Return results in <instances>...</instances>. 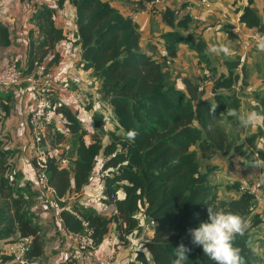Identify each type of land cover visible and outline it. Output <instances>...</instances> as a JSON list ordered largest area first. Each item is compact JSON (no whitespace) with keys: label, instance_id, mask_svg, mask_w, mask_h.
Here are the masks:
<instances>
[{"label":"trees","instance_id":"16d2710c","mask_svg":"<svg viewBox=\"0 0 264 264\" xmlns=\"http://www.w3.org/2000/svg\"><path fill=\"white\" fill-rule=\"evenodd\" d=\"M111 1L57 0L59 7L68 2L75 10L76 37L83 68L91 70L98 80L99 94L111 109L113 123L123 133L110 134V142L103 149L108 159L100 170L107 196L103 202L113 203L115 213L104 218L89 209L67 208L68 204L61 203L60 216L65 228L69 232H79L82 222L88 221L97 245L108 232V226L114 225L118 238L123 240L132 231L140 230L135 214L142 210L148 223L155 222L151 227L153 236L143 246L147 255L138 252L135 261L129 264H172L175 248L181 241L192 249L187 264H214L204 255L202 247L191 244L188 232L207 221V207L211 206L239 214L249 222L245 234L237 236L233 244L240 249L245 264H261L262 260L251 247L252 231L260 223L258 214L248 218L251 198L241 194L235 200H219L216 186L207 178L216 168L203 163L216 153H222L228 159L235 153L243 159V164L264 163V145L263 148L256 147L255 142L256 137L264 135V127L258 135H250L241 141H238L239 137H230L222 124H238L236 117L227 115L228 109L238 111V101L219 91L233 88L234 75L231 72L226 77L211 75V100L201 97L206 86L198 90L204 75L198 85L186 80L185 90H180L170 76L167 62L175 56L178 43H188L198 54L202 51L201 44H193L188 36L175 31L165 33L162 39L166 57L157 61L141 51L135 21L122 16L111 6ZM37 18L38 26L49 32V47H52L61 34L52 26L50 11L43 8ZM162 18L173 25L172 13L168 10ZM240 21L247 27L264 31V25L250 6L244 9ZM8 28L0 23V46L10 42ZM37 69H40V75L49 72ZM16 87L0 89V92L7 94ZM213 103H217L216 113L209 116ZM53 104L56 115L64 118L66 130L57 132L52 144L60 143L66 133L75 137L72 142L75 159L67 167H61V160L46 153L48 181L56 195L64 198L71 189V180L76 190L86 183L102 146L99 135L86 146L81 140L82 135L77 134L80 126L75 114L65 106H57L54 96ZM101 107L104 109L105 105ZM131 130L138 133L134 139L128 137ZM255 153L257 158L253 157ZM31 186L35 196H39L34 184ZM228 188L237 189V184ZM119 190L124 194L121 200L116 199ZM17 195L15 197L7 180L0 176V223L5 224L2 235L7 237L18 231L19 238L30 241L28 259L39 258L42 255L39 227L24 210L22 196Z\"/></svg>","mask_w":264,"mask_h":264},{"label":"crops","instance_id":"0c3cea01","mask_svg":"<svg viewBox=\"0 0 264 264\" xmlns=\"http://www.w3.org/2000/svg\"><path fill=\"white\" fill-rule=\"evenodd\" d=\"M145 1L147 0L110 2L124 17L138 13L135 23L143 53L161 61L166 57L162 35L174 31L184 37L188 36L193 44H201V58L188 43L180 42L176 45L175 56L170 59L169 71L177 88L184 91L186 80L198 85L204 67L215 78L220 75L226 77L231 72L236 78L233 88L220 90L219 93L234 96L238 101L237 112L241 115H244L245 108L246 114L251 111L264 114V51L258 50L257 43L252 38L253 31L258 28L247 27L240 22L244 9L250 6L264 25V0H216L211 7H204L198 0H163L164 10L157 14L141 12ZM43 8L50 11L52 26L61 34V38L54 41L52 47H49V32L44 27H39L37 17ZM166 10L172 13V26L162 18ZM0 23L9 27L10 39L7 46H0V69L17 62L24 71V81L19 87L7 94L0 92V176L7 180L15 197L17 194L22 196L25 201L24 210L40 230L42 255L34 259L26 257L27 262L64 264L69 254V231L63 221L59 222L50 208L43 205L40 197L35 196V190L31 186L35 172L32 163L33 139L27 126L32 101L28 80L41 74L37 68L55 74L61 83L54 93L56 105L65 106L75 114L80 126L77 134L82 135L83 143L86 146L92 144L99 135L102 149L94 160L90 174L102 170L108 159L104 156L103 149L110 142V134L123 133L113 123L111 109L99 94L98 80L91 70L83 68L80 45L76 37L75 10L68 2L59 7L57 0H0ZM205 86L201 97L211 100L212 87L209 84ZM101 105H105V108L101 109ZM226 125L229 131H234L235 127L241 128L239 132L234 131L240 138L239 141L243 136L256 133L258 135L259 130H263L260 126L241 127L239 123L235 126ZM65 130L64 118L57 114L54 125L45 132V137L47 135L51 143L48 145L45 137L43 139L48 154L62 161L61 167H67L75 159L72 148L75 137L71 133H66L60 143L52 144L57 132ZM255 142L256 147L262 148L264 139L257 137ZM230 156L232 157L228 162L227 156L222 153L214 154L208 163L216 169L207 178L216 186L217 194L223 189L231 195L228 200H235L241 194L237 189L228 187L234 184L238 187L239 181L244 178L253 180L261 177L260 174L264 177V163L259 161L256 164L258 167H254L255 165L243 164V159L235 153ZM96 188V183L86 180L76 190L71 180V189L63 198V203L68 204L67 208H86L96 215L109 218L116 210L113 203L104 202L107 205L97 208L93 206L94 203L89 202L90 197L98 194H95ZM123 197V192L117 191L116 199L121 200ZM135 218L140 230L132 231L123 240L118 238L114 225L108 226V232L102 241L89 253L87 263L129 264L135 261L138 252L147 255L143 246L152 238L153 229L149 227L142 210L135 214ZM4 228L5 224L0 223V264H18L10 247L16 248L21 238L16 230L10 236H3ZM251 247L264 264V221L253 229Z\"/></svg>","mask_w":264,"mask_h":264},{"label":"built area","instance_id":"2783aa9c","mask_svg":"<svg viewBox=\"0 0 264 264\" xmlns=\"http://www.w3.org/2000/svg\"><path fill=\"white\" fill-rule=\"evenodd\" d=\"M204 7H211L216 0H198ZM163 0H147L144 2V9L141 12L159 13L164 10ZM264 12V10H263ZM138 13H131L128 17L135 21ZM241 22V21H240ZM237 33L236 29H233ZM252 38L258 43L260 36H264V31L260 29L253 31ZM167 64H169L167 62ZM24 81L22 69L15 62L8 64L0 69V89H9L16 87ZM212 78L209 73L204 74V79L200 83L198 90L203 86L211 84ZM32 101L30 104L27 126L33 139L32 162L35 172L34 186L40 197V200L48 205L59 222H62L60 216L61 203L63 198L56 195L55 189L50 185L46 173V153L48 151L43 147L45 132L54 125L56 113L53 104V96L61 84L59 78L52 72H46L38 77H32L28 80ZM257 158V154H253ZM103 173L101 171L91 173L87 181L93 182L101 180L103 186ZM237 191L240 194L251 198L248 205V218L258 214L260 222L264 221V194L263 185L260 177L253 180H241L238 183ZM106 199L104 194H97L89 198L90 203L103 202ZM154 222H149V227H153ZM69 254L64 264H88V255L95 247L94 230L88 221L82 222L81 231L69 232ZM30 250L29 239H21L16 248L10 247L14 259L18 264H29L27 254ZM109 262V261H107Z\"/></svg>","mask_w":264,"mask_h":264},{"label":"clouds","instance_id":"9594fccd","mask_svg":"<svg viewBox=\"0 0 264 264\" xmlns=\"http://www.w3.org/2000/svg\"><path fill=\"white\" fill-rule=\"evenodd\" d=\"M257 47L259 51H264V36L259 37ZM216 109L217 103L210 105L209 116H215ZM227 115L236 117L241 127H264V114L261 112L251 111L241 115L235 109H228ZM137 135L135 130L128 132L129 139H134ZM248 227L249 222L239 214L216 210L209 206L207 221L201 222L196 228L188 229V232L191 244L202 247L204 255L214 264H245L240 249L234 246L233 241L237 236H243ZM191 251L192 249L181 241L175 248L172 264H187L188 253Z\"/></svg>","mask_w":264,"mask_h":264},{"label":"rangeland","instance_id":"374dc122","mask_svg":"<svg viewBox=\"0 0 264 264\" xmlns=\"http://www.w3.org/2000/svg\"><path fill=\"white\" fill-rule=\"evenodd\" d=\"M153 14H156V13H153ZM171 63L169 62V64H168V66L170 65ZM205 73H209L210 75H213L214 76V74H212V72L209 70V69H207V67H204V69H203V75L205 74ZM212 76V77H213ZM246 106L248 107L249 106V103H248V101H247V104H246ZM247 110V108H245V109H243V113L244 114H246L245 113V111ZM223 125V127L225 128V130L228 132L229 131V129H228V126L225 124V123H223L222 124ZM240 127H235L234 128V131L235 132H239L240 131ZM234 131H231V129H230V131L228 132V134H229V136L230 137H237L238 138V136H237V134L234 132ZM245 136H243L241 139L243 140V138H244ZM246 137H248L247 135H246ZM245 137V138H246ZM260 137H262L263 139H264V135H262V136H260ZM240 140V138L238 139V141ZM256 140H257V137H256ZM45 142L49 145L51 142H50V139H49V137L46 135V137H45ZM256 145H257V143H256ZM263 145H264V143H263ZM43 147H44V143H43ZM45 148V147H44ZM262 148H263V146H262ZM226 159H227V161L229 162L230 160H231V158L230 159H228L227 157H226ZM209 161L207 160L205 163H203V165L204 164H207ZM207 165H209L210 166V164L208 163ZM246 165H250V166H252V164H246ZM98 171H100V170H98ZM218 171V170H217ZM212 176H214L215 177V174H213ZM260 178H261V180H262V185H263V191H264V177H262V174H260ZM245 179V178H244ZM246 179H248V178H246ZM249 180V179H248ZM94 183H96V189H97V191L95 192V194H104L105 195V197H107L106 196V194L104 193V191H103V186H102V181L101 180H95L94 181ZM263 194H264V192H263ZM218 195V199L219 200H224V201H226V200H228L230 197H231V195H230V193H227V192H224V190L223 189H221V191L219 192V194H217ZM103 205H107V204H105L104 202H98V203H94L93 204V206H95V207H97V208H101ZM257 230V229H256ZM261 264H263V263H261Z\"/></svg>","mask_w":264,"mask_h":264}]
</instances>
